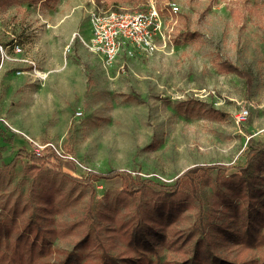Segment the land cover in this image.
<instances>
[{"label":"rangeland","instance_id":"374dc122","mask_svg":"<svg viewBox=\"0 0 264 264\" xmlns=\"http://www.w3.org/2000/svg\"><path fill=\"white\" fill-rule=\"evenodd\" d=\"M152 5L160 21L151 51L131 46L106 62L86 45L91 9ZM0 44L7 55L0 52V220L10 226L1 252L34 215L49 248L33 264L57 263L84 237L86 261L78 264H92L97 235L118 251L120 222L153 208L147 190L126 192L129 176L172 183L189 167L214 165L170 226L183 233L199 217L215 224L229 217L219 189L233 206L241 200L219 177L241 175L246 165L253 190L264 192V0H0ZM225 60L249 82L222 70ZM20 148L48 161L31 171L25 158L6 166ZM43 191L52 204L45 210ZM207 228L212 234L213 224ZM220 249L264 264V243Z\"/></svg>","mask_w":264,"mask_h":264},{"label":"trees","instance_id":"16d2710c","mask_svg":"<svg viewBox=\"0 0 264 264\" xmlns=\"http://www.w3.org/2000/svg\"><path fill=\"white\" fill-rule=\"evenodd\" d=\"M220 67L224 71H236L238 74L244 75L246 83L249 82L244 70L233 65L230 61L221 62ZM251 147L252 143L250 142ZM2 148L0 147V149ZM45 156L20 148L5 165L9 166L17 158H25L30 162V167L27 169L30 168L29 171H31L39 169L40 164H45L48 161ZM212 167L214 165L204 164L189 167L180 173L172 183H157L150 178L134 181L133 177L129 176L131 179L130 184L126 185V192L130 196L142 197L144 190H147L146 194L151 199L147 197L148 201L145 204L153 201V208L150 210L146 207H139L137 213L133 214L134 219L120 222L116 227L121 243V246L118 245V251L109 252L110 244L105 245L97 235L96 242L99 253L96 254L97 259L92 260V264H252V259H244L243 254L231 255L228 253L230 250L220 249L223 245L226 248L233 245L242 251L250 246L264 243V192L253 190L255 178L249 175L246 165L241 167V175L233 173L230 176L218 178L219 185H226L227 190L232 192V196L242 200L233 206L232 198L225 196V189H219L216 198L224 203L223 209H231L228 218L215 224L212 218L206 217L208 224L205 226L206 222L202 217H199L198 221L192 224L186 233L175 231L170 227L179 218L183 208L188 205L184 201L198 197L196 183L206 180L208 169L211 170ZM197 170H199L198 174L194 175ZM91 173L101 174L90 170L89 174ZM107 174L113 175L119 174V172L116 169H111ZM42 196L43 200L47 202V206H41L42 209L52 207V204L47 200L48 193L43 191ZM245 198L248 199L247 207L250 210L243 208V199ZM136 200L140 201L139 198ZM256 204L258 206L254 207ZM31 220L32 218L29 217V221ZM34 222L35 224L25 223L22 227V229L24 228L23 233L17 237L12 248L1 252V244L5 242V246H7L9 243L10 226L0 220V264H33L38 255L48 252L49 246L36 220V215H34ZM209 224H213V235L207 228ZM111 229L114 230V227L105 230L109 232L112 231ZM194 237V242H191ZM84 239L79 243L80 249L68 251L64 258L55 264H78L86 261L82 256L87 253L81 251V248H85L88 244V239L86 237ZM190 246V249L185 248ZM175 250L178 256L171 258L167 255V252L171 253ZM41 264L50 263L44 260Z\"/></svg>","mask_w":264,"mask_h":264},{"label":"built area","instance_id":"2783aa9c","mask_svg":"<svg viewBox=\"0 0 264 264\" xmlns=\"http://www.w3.org/2000/svg\"><path fill=\"white\" fill-rule=\"evenodd\" d=\"M172 8L175 10L177 6L172 3ZM88 20L91 35L86 45L93 53L103 55L106 62H111L124 48H129L128 53H131V46H136L144 52L155 47L154 34L160 17L154 5L148 7L146 11L138 8L134 12L94 8L88 12ZM13 49L15 52L21 51L19 44H14ZM4 50V46L0 44L1 55L7 56ZM245 116L246 111L238 113L240 119ZM3 121L6 122V119L0 115V123Z\"/></svg>","mask_w":264,"mask_h":264}]
</instances>
